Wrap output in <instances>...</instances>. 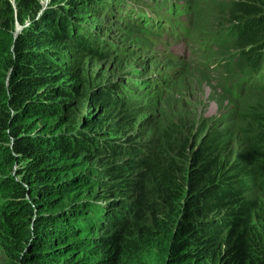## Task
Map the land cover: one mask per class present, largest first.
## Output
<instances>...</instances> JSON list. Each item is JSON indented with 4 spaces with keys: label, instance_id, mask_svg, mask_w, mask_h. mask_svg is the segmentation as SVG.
Here are the masks:
<instances>
[{
    "label": "trees",
    "instance_id": "1",
    "mask_svg": "<svg viewBox=\"0 0 264 264\" xmlns=\"http://www.w3.org/2000/svg\"><path fill=\"white\" fill-rule=\"evenodd\" d=\"M192 1L207 121L98 68L105 1L0 0V264H264V0Z\"/></svg>",
    "mask_w": 264,
    "mask_h": 264
},
{
    "label": "rangeland",
    "instance_id": "2",
    "mask_svg": "<svg viewBox=\"0 0 264 264\" xmlns=\"http://www.w3.org/2000/svg\"><path fill=\"white\" fill-rule=\"evenodd\" d=\"M39 1L43 5L47 2ZM102 1L109 14H85L79 19L109 46V59L98 62V68L106 71L111 83L130 92L135 89L146 117L157 115L158 108L165 106L174 114L201 117L204 121L215 118L221 92L209 85L206 78H195L192 72L202 71L209 64L204 58L208 48L205 37L209 33L199 26L194 2ZM146 15L150 18L144 20ZM175 30L185 36L173 38ZM212 98L214 102L210 101ZM4 255L5 250L0 248V259Z\"/></svg>",
    "mask_w": 264,
    "mask_h": 264
},
{
    "label": "bare ground",
    "instance_id": "3",
    "mask_svg": "<svg viewBox=\"0 0 264 264\" xmlns=\"http://www.w3.org/2000/svg\"><path fill=\"white\" fill-rule=\"evenodd\" d=\"M147 18H150L149 16H144V20H146ZM171 36L173 37V38H180V37H183V36H185V34L183 33V32H181V31H179V30H175V32L173 33V34H171Z\"/></svg>",
    "mask_w": 264,
    "mask_h": 264
},
{
    "label": "clouds",
    "instance_id": "4",
    "mask_svg": "<svg viewBox=\"0 0 264 264\" xmlns=\"http://www.w3.org/2000/svg\"><path fill=\"white\" fill-rule=\"evenodd\" d=\"M17 27H18V29H19V26L18 25H16ZM18 29H16L15 31H17Z\"/></svg>",
    "mask_w": 264,
    "mask_h": 264
}]
</instances>
